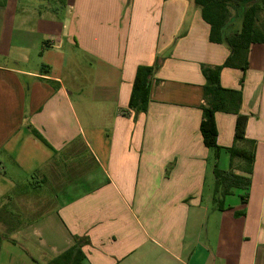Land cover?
Instances as JSON below:
<instances>
[{
  "label": "crops",
  "instance_id": "crops-1",
  "mask_svg": "<svg viewBox=\"0 0 264 264\" xmlns=\"http://www.w3.org/2000/svg\"><path fill=\"white\" fill-rule=\"evenodd\" d=\"M73 2L63 19L0 6L1 206L15 201L5 174L61 177L52 209L16 231L29 246L3 239L0 264H51L71 248L83 264H264V44L246 71L221 73L223 88L242 91L240 147L254 162L251 174L232 166L237 115L217 113L220 169L252 180L220 211L200 129L203 66L223 65L230 47L210 41L194 0ZM154 65L148 111L137 112V69Z\"/></svg>",
  "mask_w": 264,
  "mask_h": 264
},
{
  "label": "trees",
  "instance_id": "trees-1",
  "mask_svg": "<svg viewBox=\"0 0 264 264\" xmlns=\"http://www.w3.org/2000/svg\"><path fill=\"white\" fill-rule=\"evenodd\" d=\"M201 9L202 18L210 25V41L226 44L230 47L231 54L221 66H203V73L207 83L204 86L205 104L202 106L204 119L201 123V133L205 145L215 150L216 165L214 202L217 209L225 210V200L234 188L249 189L251 178L237 175L233 170L220 169L217 160L222 148L218 145V129L216 125L217 113H230L237 115L235 141L232 148L231 164L241 159L245 171L249 174L253 170L254 157L240 145L246 140V127L248 117L240 114L243 104L241 90L223 88L220 82L224 68H234L246 71L249 68V52L254 44H264V0H194ZM6 0H0V6L6 5ZM241 19V28H236V20ZM157 65L139 66L137 69L129 107L137 112H147L151 99L153 76ZM34 134L47 144L43 136L36 130ZM6 208L7 207L3 206ZM0 221L6 224L7 230L13 228V222H8L4 214L0 213ZM21 223V222H20ZM3 237L0 233V245ZM84 253L71 248L62 256L51 261V264H83Z\"/></svg>",
  "mask_w": 264,
  "mask_h": 264
},
{
  "label": "rangeland",
  "instance_id": "rangeland-1",
  "mask_svg": "<svg viewBox=\"0 0 264 264\" xmlns=\"http://www.w3.org/2000/svg\"><path fill=\"white\" fill-rule=\"evenodd\" d=\"M9 3V7L14 6H34L39 8H51L55 11L59 18L63 19L68 11V6L74 5L73 0H6ZM236 28H241V19L235 21ZM40 164L39 160L37 161ZM13 165L12 163H9ZM37 166L35 168H37ZM17 167V166H16ZM18 168V167H17ZM30 168L24 166L23 168H18L20 173L16 176L18 183L14 181L13 176L3 175V179L7 178V183H13V195H15V201L13 204L8 206L7 211L5 207H2V201L0 202V213L4 214V218L13 223V228L7 230L6 224L0 221V233L2 234L4 241L10 248L18 247L19 250L22 248H27L25 239L20 240L18 238V233L16 232L22 225H30L31 220L37 218L40 215H44L49 212L54 204V198L58 185L56 184L60 181L61 177L56 175L45 174V169H39V173L29 172ZM54 180L56 183H54ZM3 185V182L2 184ZM19 189V190H18ZM4 202V201H3ZM14 212V213H13ZM13 213V214H12ZM20 218L22 223H20ZM17 241V245H15Z\"/></svg>",
  "mask_w": 264,
  "mask_h": 264
}]
</instances>
